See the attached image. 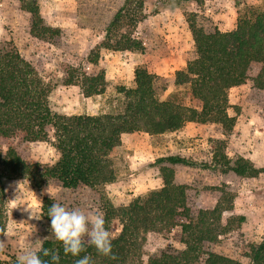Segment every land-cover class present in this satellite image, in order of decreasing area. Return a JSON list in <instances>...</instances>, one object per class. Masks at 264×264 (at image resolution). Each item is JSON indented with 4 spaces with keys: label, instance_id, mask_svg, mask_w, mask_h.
I'll use <instances>...</instances> for the list:
<instances>
[{
    "label": "trees",
    "instance_id": "16d2710c",
    "mask_svg": "<svg viewBox=\"0 0 264 264\" xmlns=\"http://www.w3.org/2000/svg\"><path fill=\"white\" fill-rule=\"evenodd\" d=\"M167 1L163 0L165 9L180 6V0L174 5ZM21 9L30 15V34L34 38L51 41L61 35L60 29L44 24L36 0H22ZM158 12L154 10L155 14ZM145 18L143 1L125 0L105 29L99 48L143 54V43L131 38L122 28L123 25L136 27ZM187 22L196 56L175 72L173 86L179 90L162 98L166 84H160L158 76L140 65L134 70L133 87L118 88L122 101L117 109L96 116L53 112L48 100L52 87L13 45L0 43V240L7 220L5 181L26 179L36 190L54 183L66 192L101 193L116 180L113 156L121 145L122 135L163 136L181 131L188 123L215 124L220 126L222 134L232 131L235 120L228 115V92L245 83L253 64L261 65L252 80L254 87L264 92V4L245 6L229 32L205 33L194 19L188 18ZM98 60L99 53L90 51L88 64L97 69ZM61 72L64 86L78 87L86 98L105 93L102 69L85 72L80 66H64ZM38 142L49 144L58 154L53 164L23 161L17 146ZM219 160L223 173L255 178L264 172L244 158L231 162L217 150L212 161ZM166 165L208 168L178 155L157 158L149 167L159 168L162 182L159 189L118 208L103 201L101 194L105 227L110 231L114 222L120 226L118 233L111 234L110 256L99 254L87 244L79 257L66 255L62 243L56 239L43 241V248L57 252L59 264H75L85 255L92 257L94 264H264V236L249 247L247 263L214 251L232 219L224 226L220 224L225 212L221 205L194 212L189 204L188 187L176 185L175 172ZM53 203V199H43L41 215L46 222H50L47 213ZM237 221L243 223L245 218L240 216ZM148 233L171 236L183 249L170 248L143 262L141 249ZM0 264H16V259L0 260Z\"/></svg>",
    "mask_w": 264,
    "mask_h": 264
},
{
    "label": "rangeland",
    "instance_id": "374dc122",
    "mask_svg": "<svg viewBox=\"0 0 264 264\" xmlns=\"http://www.w3.org/2000/svg\"><path fill=\"white\" fill-rule=\"evenodd\" d=\"M22 0H0V43H10L28 61L51 87L49 106L60 115H103L113 113L122 99L118 88L133 87L134 70L143 65L147 71L160 78L167 90L162 98L179 90L173 86V76L187 62L195 59V48L187 19H194L197 27L205 33L229 32L234 29L238 13L245 6H261L264 0H180L178 8H167L163 0H141L144 3L145 20L136 27L123 25V30L144 45V53L114 52L100 49L105 29L125 0H36L40 16L47 26L60 29L61 35L51 41L39 40L30 34V15L21 9ZM175 4L177 0H168ZM154 10H158L157 14ZM117 39L119 38L116 37ZM112 40L115 42L117 40ZM90 51L99 53L98 67L88 64ZM81 67L85 72L104 70L105 93L90 98L84 97L78 87L64 86L61 68ZM261 65L253 64L248 79L228 92V115L235 120L231 132L222 134L215 124H194L183 135L179 132L163 136L132 134L124 137L113 156L116 180L99 191L80 190L66 192L56 184L47 187L54 203L77 208L92 214H103L104 200L113 207L126 206L134 199L161 187L158 167H149L157 158L178 155L190 159L207 169L173 166L174 183L188 187L189 204L194 212L213 209L221 205L225 211L221 225L228 230L214 246L216 253L247 263L251 245L264 236V172L259 176L240 177L223 173L222 161L213 163V153L220 150L231 162L237 158L249 160L264 170V92L254 87L253 79ZM180 131V132H181ZM23 161L28 164L51 165L58 154L47 143L19 144ZM7 195L6 227L2 237L4 249L0 260L8 261L27 247L37 248L41 241L54 240L50 236V222L41 215L42 202L49 198L41 195L26 179L4 182ZM19 187V198L15 189ZM33 209L39 220L29 219L23 209ZM244 217L238 223V217ZM120 226L114 222L111 234L118 233ZM183 246L173 242L171 236L148 233L141 249L142 260L152 255Z\"/></svg>",
    "mask_w": 264,
    "mask_h": 264
},
{
    "label": "clouds",
    "instance_id": "9594fccd",
    "mask_svg": "<svg viewBox=\"0 0 264 264\" xmlns=\"http://www.w3.org/2000/svg\"><path fill=\"white\" fill-rule=\"evenodd\" d=\"M16 198L21 194L19 187L15 189ZM48 194L53 199L48 188L43 189L41 195ZM27 205V204H26ZM29 214V219L39 220V215H34L33 209L28 205L23 209ZM47 216L50 217V236L54 237L63 245L66 255L79 257L81 252L86 250V244L92 246L96 251L104 256L112 254V237L108 228L105 227L104 216L100 212L86 214L85 211L70 208L62 203H53L48 208ZM48 237V236H47ZM37 248H24L16 256V264H59L60 256L57 252L43 248V241ZM5 242L0 240V251L4 249ZM50 256V261H45L42 257ZM75 264H94L92 257L85 255L75 261Z\"/></svg>",
    "mask_w": 264,
    "mask_h": 264
},
{
    "label": "crops",
    "instance_id": "0c3cea01",
    "mask_svg": "<svg viewBox=\"0 0 264 264\" xmlns=\"http://www.w3.org/2000/svg\"><path fill=\"white\" fill-rule=\"evenodd\" d=\"M193 125H194V123H189L187 126H186V130L188 129V128H190L191 126L193 127ZM175 133H177V132H175ZM179 133L181 134V135H183V133H184V131H179ZM130 136H132V135H122V137H121V141H123V139H124V137H130Z\"/></svg>",
    "mask_w": 264,
    "mask_h": 264
}]
</instances>
